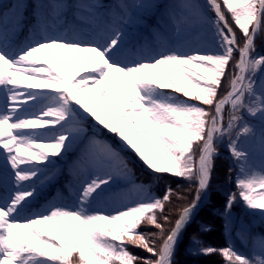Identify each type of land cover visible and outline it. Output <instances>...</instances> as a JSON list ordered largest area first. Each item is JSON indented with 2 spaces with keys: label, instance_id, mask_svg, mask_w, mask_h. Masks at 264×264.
Instances as JSON below:
<instances>
[{
  "label": "snow or ice",
  "instance_id": "6c2138e0",
  "mask_svg": "<svg viewBox=\"0 0 264 264\" xmlns=\"http://www.w3.org/2000/svg\"><path fill=\"white\" fill-rule=\"evenodd\" d=\"M205 4L35 0L28 16L24 0H15L0 12V264H176L225 142L237 169L226 234L238 200L264 219V55L255 45L264 0ZM150 8L164 9L161 23L133 40L130 30ZM25 30L28 40L15 45ZM89 119L94 132L99 125L115 134L153 173L194 185L174 219L167 205L187 197L170 186L157 196L132 182L120 152L88 136ZM80 139L86 146L69 165L74 201L34 210L37 182L46 172L55 176L52 157L63 158ZM121 180L131 187L110 192ZM145 226L157 231H140ZM236 235H250L242 221ZM252 240L251 257L196 235L190 251L219 254L222 264H264V236Z\"/></svg>",
  "mask_w": 264,
  "mask_h": 264
},
{
  "label": "trees",
  "instance_id": "16d2710c",
  "mask_svg": "<svg viewBox=\"0 0 264 264\" xmlns=\"http://www.w3.org/2000/svg\"><path fill=\"white\" fill-rule=\"evenodd\" d=\"M168 3L179 4L181 0H166ZM15 0H0V12L8 10ZM68 3H91L93 0H67ZM97 3L104 5H112L118 0H96ZM126 3H131L132 0H124ZM147 3L153 5H166L165 0H145ZM199 3L206 7L204 0H198ZM27 5L25 15L30 16L32 12L35 0H24ZM163 8H150L141 13L143 17L142 23L134 26L130 31L133 33L132 39L139 40L141 37H150L151 31L161 23L158 14L159 10ZM208 16H213L214 13L208 11ZM238 36L240 35L237 29ZM207 34L193 33L192 39L206 38ZM29 38L27 30L19 32L14 38L13 43L15 45H22ZM242 42V39H241ZM257 53L264 55V33H261L255 40ZM95 122L91 119L85 121V126L88 128V136L95 137L99 140L105 141L112 145L117 151L120 152L122 158L127 162L131 169V180L136 184H143L150 186V190L157 196L164 193L166 187L170 186L174 191L187 197L186 200H177L173 197L172 203L167 205L168 210L172 213V218H175V209L181 205L187 203L193 198L194 192L190 189L194 188V185H190L182 178L175 177L171 174L163 173L156 174L148 169L143 162L135 155V153L124 146L115 134L110 133L108 130L103 129L102 126L96 125L97 131H93V124ZM84 148L75 150L72 147L63 158L60 156L52 157L54 165L50 166V172L54 171L55 176L52 179L46 177L49 173H45L41 176V182H37V196L33 202L34 210H42L49 202H61V203H72L75 198V190L78 184L73 180L69 174V165L76 159H78ZM219 155L215 159L214 169L209 187V198L208 202L202 207L197 214L194 221L187 227L184 232L182 242L179 250L175 256L176 264H222V258L219 254H213L210 256L193 254L190 249L194 247L192 243L193 235H196L205 245H211L213 247H224L230 243L225 227H224V209L229 193L236 192V187L233 181L235 174V167L232 165L231 159L229 158V151L226 149L225 143L218 145ZM232 169L230 172L229 169ZM116 184L119 185V189L115 192H123L130 188L124 186L118 181ZM0 191H3L0 187ZM234 218L237 222H243L248 226V232L250 235L247 239L238 238L239 249L245 251L250 249L253 245L252 237L254 234L264 233V229L258 225H254L253 221L244 214L239 203H234L232 209ZM168 214V213H166ZM205 225L209 231H201L200 226ZM238 224H234L232 232L236 233ZM142 232H154L157 231L153 227H141ZM237 245V241L234 242ZM243 249V250H242ZM129 250L134 254L145 257L149 254L145 251L129 246Z\"/></svg>",
  "mask_w": 264,
  "mask_h": 264
},
{
  "label": "rangeland",
  "instance_id": "374dc122",
  "mask_svg": "<svg viewBox=\"0 0 264 264\" xmlns=\"http://www.w3.org/2000/svg\"><path fill=\"white\" fill-rule=\"evenodd\" d=\"M165 2H166V5L169 4L166 0H165ZM158 12H159L158 17H159V20L161 21V17L163 15L164 9L159 10ZM86 143H87V140H85V139L77 140V142L73 145V148H75V150H79L82 147L85 148ZM225 146H226V149L228 150L226 142H225ZM229 158L231 159L232 165L234 166L235 162H234L233 158L231 157L230 152H229ZM258 159H259V156L257 154V160ZM236 175H237V169L235 168V174H234V178H233L234 184H235ZM120 182L124 186L131 187V184L129 182H127V181L121 180ZM235 187H236V185H235ZM117 189H119V185L118 184H114L113 187L109 191L110 192H115V190H117ZM237 203H239V205H240L242 211L244 212V214L247 215L253 221L254 225H258V226H260V227H262L264 229V219H262L261 216L259 215V211L260 210L248 209L244 205L243 201H240V200H238ZM231 221H232V225H234L235 223L239 225L241 223V222H237V220L234 218V213H233L232 210H231ZM224 225H225V218H224ZM227 236L230 239V243H232L238 251H241V249H239V243H238L239 240L237 238L236 233L232 232V230H231V233L227 234ZM261 236H264V233H259V234L255 233L254 234V237H261ZM236 241H237V245L234 244V242H236ZM256 251L257 250L254 248V245H252V247L250 249H248L245 254L248 255L249 257H251L253 255V253L256 252ZM241 252H245V251H241Z\"/></svg>",
  "mask_w": 264,
  "mask_h": 264
},
{
  "label": "water",
  "instance_id": "95a60500",
  "mask_svg": "<svg viewBox=\"0 0 264 264\" xmlns=\"http://www.w3.org/2000/svg\"><path fill=\"white\" fill-rule=\"evenodd\" d=\"M257 37H258V36H257ZM208 198H209V189H208V192H207L206 196L204 197V199H203V201H202L200 207L198 208V210H197V212H196V215L199 213V211L202 209V207L207 203ZM188 226H189V225H188ZM188 226H187V227H188ZM187 227H186V229H187ZM186 229L184 230V232L186 231ZM184 232H183V235H184ZM183 235H182V237H181V239H180V242H179V245H178V247H177L176 254H177V252H178V250H179V247H180V244H181V242H182ZM175 256H176V255H175Z\"/></svg>",
  "mask_w": 264,
  "mask_h": 264
},
{
  "label": "bare ground",
  "instance_id": "6f19581e",
  "mask_svg": "<svg viewBox=\"0 0 264 264\" xmlns=\"http://www.w3.org/2000/svg\"><path fill=\"white\" fill-rule=\"evenodd\" d=\"M195 217H196V215H195ZM183 235V234H182ZM180 242V241H179ZM178 245H179V243H178ZM178 247V246H177Z\"/></svg>",
  "mask_w": 264,
  "mask_h": 264
}]
</instances>
